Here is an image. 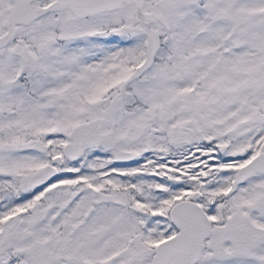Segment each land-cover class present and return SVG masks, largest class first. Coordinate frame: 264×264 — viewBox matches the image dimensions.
Returning <instances> with one entry per match:
<instances>
[{"label":"snow or ice","instance_id":"1","mask_svg":"<svg viewBox=\"0 0 264 264\" xmlns=\"http://www.w3.org/2000/svg\"><path fill=\"white\" fill-rule=\"evenodd\" d=\"M0 264H264V0H0Z\"/></svg>","mask_w":264,"mask_h":264}]
</instances>
